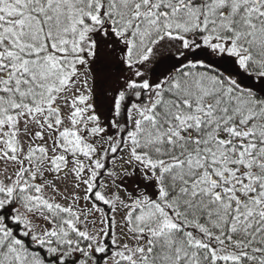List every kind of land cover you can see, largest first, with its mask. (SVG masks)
<instances>
[{
    "label": "snow or ice",
    "instance_id": "6c2138e0",
    "mask_svg": "<svg viewBox=\"0 0 264 264\" xmlns=\"http://www.w3.org/2000/svg\"><path fill=\"white\" fill-rule=\"evenodd\" d=\"M0 264H264V0H0Z\"/></svg>",
    "mask_w": 264,
    "mask_h": 264
}]
</instances>
